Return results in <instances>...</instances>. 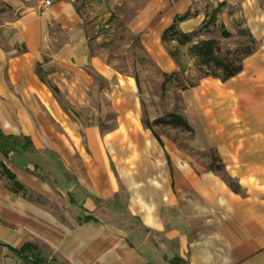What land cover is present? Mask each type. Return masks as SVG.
Instances as JSON below:
<instances>
[{
	"label": "crops",
	"instance_id": "0c3cea01",
	"mask_svg": "<svg viewBox=\"0 0 264 264\" xmlns=\"http://www.w3.org/2000/svg\"><path fill=\"white\" fill-rule=\"evenodd\" d=\"M3 1L13 19L0 24V131L14 149L0 163L24 191L0 175V264H264V0H149L133 19L163 76L179 71L163 34L185 15L186 34L216 15L256 41L239 75L181 92L171 114L194 131L181 142L179 129L146 125L159 118L139 77L92 55L72 3ZM54 25L75 36L48 55Z\"/></svg>",
	"mask_w": 264,
	"mask_h": 264
},
{
	"label": "rangeland",
	"instance_id": "374dc122",
	"mask_svg": "<svg viewBox=\"0 0 264 264\" xmlns=\"http://www.w3.org/2000/svg\"><path fill=\"white\" fill-rule=\"evenodd\" d=\"M47 1V0H43ZM52 2L67 1L74 5L82 20L81 27L86 35V41L90 45L92 55L97 56L112 64L118 70L129 74H135L140 79L141 90L139 92L142 106L150 118L165 117L171 113H181L183 103L180 97L181 91L176 83L168 85V91H164L165 77L152 63L147 54L140 47V42L130 31L133 19L146 6L149 0H50ZM11 10L3 0H0V24L11 21ZM215 11H211L214 15ZM206 21L196 39L203 37L217 39L221 42L224 52L234 50L237 46L244 45L247 39L234 36L223 38V26L215 20L210 24ZM236 33L243 29L240 22L233 24ZM52 42H49L47 54L52 55L66 43L74 40L75 35L66 34L60 26L54 25ZM202 34V35H201ZM182 60L187 67L184 80L198 83L201 74L192 68L188 47L181 49ZM48 61V57L45 58ZM105 103V102H104ZM163 133V131H161ZM171 136V135H170ZM175 140L184 141L189 135L172 134ZM210 157L212 154H208ZM201 163L209 165L210 158L206 154H200ZM4 163H0V166Z\"/></svg>",
	"mask_w": 264,
	"mask_h": 264
},
{
	"label": "trees",
	"instance_id": "16d2710c",
	"mask_svg": "<svg viewBox=\"0 0 264 264\" xmlns=\"http://www.w3.org/2000/svg\"><path fill=\"white\" fill-rule=\"evenodd\" d=\"M215 16L216 15L213 16L210 24L215 23ZM189 17L190 15L188 14L178 18L163 34L162 40L164 46L179 67V71L176 73L171 75L164 74V91L166 92L168 91V85L171 83H176L177 88L183 92L196 87L198 83L205 78L211 77L219 79L222 82H227L243 71L245 59L253 55L257 49L254 37L243 27V29L238 31L237 36L247 39V42L244 45L237 46L234 50L224 52L221 42L217 39H207L196 42V37L201 30L192 34H186L180 29V24ZM222 36L226 39L234 37L232 34L228 33L225 28H223ZM184 47H188V56L190 57L192 68L201 74V78L198 83H188L184 80V77L188 72L187 67L182 60L183 57L181 54V49ZM145 123L152 129L155 127L179 129L182 132L190 133L191 135L194 132L188 121L179 114H169L155 120L154 122L146 120ZM12 149H14L12 138L4 136V134L0 131V151L5 154L6 150ZM212 166L217 172L224 171L220 159L213 154ZM0 175L9 181L10 188L14 193L24 191V188L18 183L16 177L4 164L0 166ZM227 180L230 187L235 192H239L238 184L230 179ZM33 249L34 248L32 246H26L18 253H20L24 260H28L26 255H31L34 252ZM34 256L35 254L33 257Z\"/></svg>",
	"mask_w": 264,
	"mask_h": 264
},
{
	"label": "built area",
	"instance_id": "2783aa9c",
	"mask_svg": "<svg viewBox=\"0 0 264 264\" xmlns=\"http://www.w3.org/2000/svg\"><path fill=\"white\" fill-rule=\"evenodd\" d=\"M52 4H53L52 1H50V0H47V1H46V5H47V6H51Z\"/></svg>",
	"mask_w": 264,
	"mask_h": 264
}]
</instances>
